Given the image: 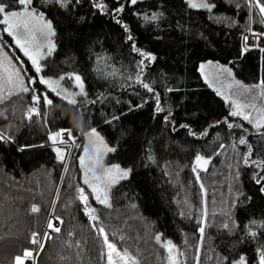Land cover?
Wrapping results in <instances>:
<instances>
[{
  "label": "trees",
  "instance_id": "obj_1",
  "mask_svg": "<svg viewBox=\"0 0 264 264\" xmlns=\"http://www.w3.org/2000/svg\"><path fill=\"white\" fill-rule=\"evenodd\" d=\"M210 1L216 5L211 12L189 7L187 0H138L135 5L130 0H80L68 8L34 0L31 7L57 31V48L41 59V72L79 73L87 96H78L73 109L34 76L28 92L14 91L0 100V133L12 137L0 141V264H14L15 256L33 247L31 235L43 233L49 210L60 218L61 231L50 230L36 264H108L101 227L136 264H167L165 237L182 253L178 264H197V257L199 264H231L241 256L247 264L258 262V250L264 249L259 223L264 222V193L253 177L264 174V167L252 162L264 161V129L231 116L230 104L206 84L198 65L217 60L228 63L244 83L264 82V47L246 46L244 39L248 31L264 33V15L251 0ZM0 3L8 10L21 7L18 0ZM94 3H103L105 10ZM121 4L124 11L116 14ZM153 13L163 15L144 19ZM69 32L78 38L71 45L65 38ZM1 34L11 42L4 23ZM133 43L156 59L133 51ZM97 55L105 57L100 66L115 70L114 77H99ZM141 60L140 79L153 92L136 82ZM45 94L51 105H44ZM156 94L162 112L156 111ZM33 95L41 96L35 104L39 114L29 119ZM91 128L116 149L106 159L132 169L128 179L109 188L111 207L91 199L97 220L89 219L77 190L83 186L78 155ZM66 129L74 145L63 166L49 136ZM197 154L210 160L206 170L193 172ZM33 205L38 212L31 211ZM202 223L203 238L198 231Z\"/></svg>",
  "mask_w": 264,
  "mask_h": 264
},
{
  "label": "snow or ice",
  "instance_id": "obj_2",
  "mask_svg": "<svg viewBox=\"0 0 264 264\" xmlns=\"http://www.w3.org/2000/svg\"><path fill=\"white\" fill-rule=\"evenodd\" d=\"M52 3L58 4L59 7L61 8H68L71 5H74L76 3H79L80 0H51ZM252 3L255 4V7L259 9V12L264 15V2L262 0H251ZM34 3V0H18V4L23 7V11H8L7 6L4 3H0V14H2V20H0V23L6 24L8 27L5 29V31L8 32L9 35L13 36L14 43L23 51L24 55L29 58L31 61L32 65L35 67L36 72L41 71V66L39 64V60L43 58V55H48L51 56L52 53L56 50L57 44L54 43L51 39L48 40L47 43V51L46 53H41L40 50V45L37 44L35 37L30 36L32 32L35 31V25L40 24L42 30L47 31V35L49 37H54L57 35L56 29L53 27V22L50 20H46L45 16L42 12H37L35 8H30V6ZM130 3L135 5L138 3V0H130ZM189 7L191 8H204L207 9L208 11H212L213 8L216 7L215 4H211L206 2V0H200L199 3L195 2V0H188ZM94 7L100 9L101 11L105 10V5L103 3H94ZM238 6V5H237ZM124 11V5L121 4L119 7H117L114 12L116 14H119L120 12ZM162 13H153L151 16L145 15L144 19L148 21H155L162 16ZM119 23V21H117ZM125 31H128L127 25L123 26ZM68 41V43L71 45L75 43V41L78 39L74 33L69 32L67 36L65 37ZM129 41L133 40V37L129 35L127 37ZM245 40L248 39V37H244ZM133 51L139 52L141 56L145 57L147 60H154L156 57L152 56L150 53L142 52L139 49L135 47V44L133 43ZM247 50V49H245ZM97 60V69L96 71L99 74V77L101 79H108L109 77H114L116 75L115 70L105 72L104 69L100 66L101 62H105V57L101 55H97L96 57ZM145 63V60L140 61V69L137 72L136 75V82L141 83L142 86L147 89L149 92H153L154 89L150 87L149 84L143 83V81L140 79L141 73L143 72V65ZM205 65L201 64L200 68L203 71ZM226 72L230 73V70L225 68L223 69ZM15 75V80H13L12 76H9L8 78V83L10 85H13L14 87L17 88L18 91L20 92H28L29 88L24 87L20 83L21 79V73L20 71H17L14 73ZM66 77L61 76L59 79H40V83L45 84L48 86L50 91L55 92L57 96H59L63 101L67 103V105H70L75 109L79 101L77 100L78 96H87V93L85 92L84 88V82L82 77L78 73H73L67 76L68 79H71L74 81V84L76 87L79 88V91H69L68 89H63L60 88V81L64 80ZM128 79H131L129 77ZM32 81H30L31 83ZM257 87H261L258 85ZM59 89V90H58ZM13 93H9L11 95ZM218 95L220 94L219 92L217 93ZM103 97V93H101V96L98 97V99ZM7 97H0V100L6 99ZM159 94H156V101H157V112H162L163 109L159 106ZM32 100L34 102V106L29 109L28 112V118L31 119L33 114H39L37 108L35 107V104H38L41 101V96L39 95H33ZM96 101H91V103H95ZM43 103L45 106L51 105L53 101L48 98L47 94L43 95ZM233 107L235 110H233L230 115L231 116H241L243 120L248 121L249 123H252L253 127L256 128L258 131L261 129H264V109L259 110V115L257 118H253L251 113L245 114L243 109L247 107H252L255 108V105H242L238 104L235 100L232 101ZM136 107H142V105H138ZM131 110V109H130ZM119 119V117L114 116L113 120ZM164 119L167 121L170 119V114L169 116H165ZM229 128H232L233 125L229 124ZM63 132H66L68 135L69 139H72V133L71 130H62L61 133H56L54 135H50L49 139L52 140L53 144L56 143V138L58 136H61ZM90 136L96 137L101 144H103V138L99 136V133L96 131V129H91V131L88 133ZM12 139L11 136L5 135L3 133H0V141H10ZM240 144H245L246 140L244 138H241L239 141ZM223 147V145H221ZM19 151H23L24 148L18 149ZM104 150L105 152H114L116 151L115 148L108 147L106 144L104 145ZM54 151L57 154V159L63 161L64 156L62 153V150L58 147L54 148ZM252 149L251 146H249V152L245 155L244 157V162L247 164L249 162V156L251 155ZM81 165L83 166L84 164V157L81 156ZM149 160H153L154 158L149 155L148 157ZM210 158H205L199 154H197L194 162V166L192 171L197 172V168H203L206 170V165L208 164ZM96 163H99V157L96 158ZM252 163L256 164L257 167H264V161L256 162L253 161ZM132 172L131 168L128 169H123L120 167V165H112L109 168L104 169L105 173V178L104 181L101 182L99 177H94L93 179L97 181L96 183L93 182V180H90L88 178H85L84 183L87 184L91 190H92V195H94L95 200L102 205H105L107 207H111V204L109 202V196H108V189L111 188L113 185L117 184L120 180H126L129 178L130 173ZM197 181L200 180L199 175L196 177ZM253 179L255 180V183L257 185H261L260 187V192L264 193V174L259 175V176H254ZM201 189L203 190V184H201ZM78 192L80 193V200L85 203L87 206V196L84 194V189L78 188ZM239 195H242L240 193ZM132 207H135V205H132ZM31 211L33 213H36L39 211V208L36 205H33L31 208ZM95 212V209H89L86 207V214L89 215L90 220H97L98 217L95 215H92V213ZM184 212H181V215H184ZM57 220H59V217H56ZM63 221H61L62 223ZM251 224L255 225L258 222L253 220L250 222ZM260 226L264 227V222H259ZM234 225V221H233ZM47 227L49 229H52L55 232H60L61 229L59 227H54L53 223L51 220H49ZM223 227L228 229L230 227L229 223H224ZM99 233L104 237V244L106 245L108 252H107V259H108V264H136L135 258L130 256L127 250L124 251L122 254L121 252L117 251L115 244L110 243L108 240L107 235L105 234L104 228H99L98 229ZM198 231L201 233V238H203V233H204V227L203 223L201 227L198 229ZM249 235L255 236L256 233L252 232L249 229L248 232ZM38 233L33 232L31 235V243L36 244L37 243V238H38ZM71 235V233H69ZM45 236L47 237L48 234L45 233ZM50 238V237H48ZM157 242L161 241V235H157L155 237ZM39 247L42 249L44 247L43 243L39 244ZM164 247L167 249L169 255L167 257L168 264H178L176 256L173 255V251L175 249V245L172 244L171 241H167L164 244ZM259 251V264H264V249H260ZM182 255V253L180 254ZM33 256V253L29 251L28 249H25L23 251L22 255H17L14 258V264H24V261L26 258H29ZM115 257V259H114ZM227 259V258H225ZM197 264H199V257H197ZM231 264H246L245 258L243 256L240 257L239 260L237 261H232Z\"/></svg>",
  "mask_w": 264,
  "mask_h": 264
},
{
  "label": "rangeland",
  "instance_id": "obj_3",
  "mask_svg": "<svg viewBox=\"0 0 264 264\" xmlns=\"http://www.w3.org/2000/svg\"><path fill=\"white\" fill-rule=\"evenodd\" d=\"M195 2L199 3L200 0H195ZM206 2L213 4L210 0H206ZM30 8L32 7L30 6ZM8 11H23V7L21 6L18 9L8 10ZM36 11L40 12L38 10ZM1 17H2V14H1ZM45 19L48 20L46 17ZM7 27L8 26L4 24V31ZM5 32L8 33L7 31ZM30 36L35 37L37 44L40 45V50L42 54L46 53L47 51L48 40L51 39L53 41V37H49L47 35V31L41 29L40 24L35 25V31L32 32ZM10 37H11L12 43L8 39L3 37L2 34L0 35V97H3L4 95L10 92L18 91L16 87L8 83L9 76H12L13 80H15L14 73L17 71H20L21 73L20 83L24 87H27V88H29L30 81H32V78L34 76H36L39 81L41 78L59 79V77L65 76L66 78L60 81V88L68 89L69 91H76V92L79 91V88L75 86L74 81L67 78L68 75L77 73V72H65L58 76H47V75H44L41 71L39 73L36 72L35 67L32 65L29 58L25 56L23 51H21V49L14 43L13 36L10 35ZM246 37H248V39L245 40L246 46L257 45L259 47H264V35L262 33L248 31ZM46 56L47 55H43V58H45ZM26 60L28 61V63L26 62ZM38 62L41 66V59ZM201 64L205 65L203 71L200 68ZM225 68L229 69L231 74H229V72L224 71L223 69ZM198 69H199V72L203 80L206 82V84L210 88H212L216 93L219 92L220 93L219 96L222 97L224 100H226L230 104V107H231L230 112L235 110L232 104L233 100H235L238 104H242V105H255V108L247 107L243 109L245 114L251 113L254 119L258 117L259 110L264 109V82L263 81L259 80L254 83H244L234 74L232 67L228 63L220 62V61L213 60V59H206V60L200 61L198 65ZM30 70H32L35 75H33V73H31ZM258 85H260L261 87H257ZM237 117L243 119L241 116H237ZM246 122L250 124L252 128H254L252 123H249L248 121ZM91 129L85 132V139L83 141L82 148L78 155V163L80 166V174H81L82 183H83V186L81 188L84 189V194L88 198L87 206L84 203L85 211H86V207L89 209H94V205L93 203H91V199H95L94 195L91 194L92 193L91 188L87 184L84 183L85 178L93 180V182L96 183L97 181H95L93 178L99 177L100 181L103 182L105 178V173H104L105 168H109L112 165H120V167L123 169L129 168L128 166L121 165L120 163H117V162H111L106 159L107 152H105L104 150V145L106 144L108 147H111V146L104 139H103V144H101L100 141L96 137L88 135ZM61 132L62 130H59L57 132H52L51 135H54L56 133H61ZM99 136L102 137L100 133H99ZM73 145H74L73 138L69 139L66 132H63L61 136H58L56 138L55 144H53L51 140L52 147L54 148L58 147L62 150V153L64 156V159L62 161L63 166L67 162V159L72 151ZM81 156L84 157L83 166L81 165V159H80ZM201 156L205 158H209V156H204V155H201ZM97 157H99V163H96ZM195 158L192 162V167L194 166ZM200 169H203V168H197V171ZM61 175L62 174L60 173V176L56 181V184H55V187L52 193V200H54V198L57 195V192H58L57 190L59 188V184L61 183ZM52 204L53 203H51L50 206ZM49 215H52L54 219H56V216L52 213V210H49L47 211L46 221ZM92 215H94V213H92ZM45 240L46 239L44 236V238L40 240L39 243L44 244ZM167 241H171L172 244L175 245L173 255L176 256L177 262H179L180 252L177 248V245L170 237H165V240L163 241V243L165 244V242ZM109 242L113 243L111 240H109ZM35 246L36 245L34 244L32 248H34ZM116 249L122 254L125 251L123 249H120L117 246H116ZM39 250H40V247L38 246L37 252L36 253L32 252L33 256H31L29 259H25L24 263L25 264L26 263L36 264V259H37ZM107 252H108V249H107ZM168 255L169 253L167 251V257ZM167 264H168V261H167ZM256 264H259V259Z\"/></svg>",
  "mask_w": 264,
  "mask_h": 264
},
{
  "label": "built area",
  "instance_id": "obj_4",
  "mask_svg": "<svg viewBox=\"0 0 264 264\" xmlns=\"http://www.w3.org/2000/svg\"><path fill=\"white\" fill-rule=\"evenodd\" d=\"M49 220L52 221L54 227H57V226H58L59 221H58L57 219H54V217H53L52 215H49L48 218H47V221H45V225H44L43 233H42L41 235H38L37 243L35 244L36 246H35L34 248L30 249L29 251L36 253V252H37V249H38V246H39V244H40L39 241L42 240V239L44 238L45 233H46L47 231H48L47 233L50 234V230H51V229H49V228L47 227V224H48ZM47 237H48V236H47ZM47 237L45 236V239H46ZM29 258H30V257H29ZM29 258H26V259H29ZM24 264H25V263H24ZM26 264H29V263H26Z\"/></svg>",
  "mask_w": 264,
  "mask_h": 264
},
{
  "label": "water",
  "instance_id": "obj_5",
  "mask_svg": "<svg viewBox=\"0 0 264 264\" xmlns=\"http://www.w3.org/2000/svg\"><path fill=\"white\" fill-rule=\"evenodd\" d=\"M263 35H264V33H263Z\"/></svg>",
  "mask_w": 264,
  "mask_h": 264
}]
</instances>
